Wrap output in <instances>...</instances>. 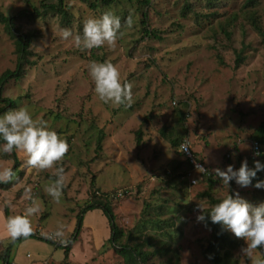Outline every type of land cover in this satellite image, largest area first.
Wrapping results in <instances>:
<instances>
[{"label": "rangeland", "instance_id": "obj_1", "mask_svg": "<svg viewBox=\"0 0 264 264\" xmlns=\"http://www.w3.org/2000/svg\"><path fill=\"white\" fill-rule=\"evenodd\" d=\"M42 1L0 0V15L15 17L16 32L31 36L32 63L23 67L21 78L8 81L1 97L14 100L13 108H28L66 140L68 150L57 162L64 169L62 196L56 202L44 191L54 168L27 166L24 153L15 149L19 167L9 187L0 188V264L8 247L12 264H125L107 245L108 232L101 231L94 215L98 211L84 215L66 261L62 246L68 244L48 235L63 224L65 238L71 237L92 186L113 194L115 224L126 235L131 233L139 242L152 236L151 243L163 249L153 264H209L203 250L210 231L195 218L197 204L206 209L210 198L220 199L233 190L253 204L264 200V191L233 181L227 188L212 170L227 164L237 167L244 159L250 167L253 160L263 162L252 159L250 137L264 119V48L245 12H254L264 27V0L246 11L245 0H150L138 8L146 13L144 26L161 39L144 35L134 4H96L92 10L89 3L94 0H64L69 15L65 24L57 12L33 19L34 9L43 10ZM186 4L191 11L182 16L180 9ZM107 10L121 21L125 12L132 13L131 25L121 22L113 45L80 49L71 38H60V27L80 33L84 19ZM230 19L234 22L228 25ZM238 55L243 62L235 70ZM16 60L13 39L0 23V75L13 71ZM90 60L116 66L120 79L132 84L130 103L113 105L98 99L87 70ZM169 139L189 142L214 180L212 188L196 171H191L196 184L180 177L188 167ZM261 150L264 153V146ZM13 164L10 153L0 152V169ZM33 202L38 210L29 219L31 233L38 237L12 244L4 209L12 216ZM151 217L160 220L161 230L142 221ZM226 232L242 243L232 251L237 264H253L261 257L259 247L245 253V241Z\"/></svg>", "mask_w": 264, "mask_h": 264}, {"label": "clouds", "instance_id": "obj_2", "mask_svg": "<svg viewBox=\"0 0 264 264\" xmlns=\"http://www.w3.org/2000/svg\"><path fill=\"white\" fill-rule=\"evenodd\" d=\"M125 23L131 25V18H127ZM120 28L121 18L107 10L98 16L84 19L80 33L73 34L67 27H60L58 31L61 39L71 38L75 47L92 49L104 44L113 45ZM87 70L93 91L101 102L113 105L131 102L132 84L120 79L119 71L113 63L108 60H90ZM14 149L24 153L27 166L37 169L54 168L55 178L44 185V191L59 202L62 196L64 169L57 162L68 150L66 140L43 119L34 118L28 108L19 106L0 113V152L11 153ZM181 150L186 151L187 146H182ZM194 166L200 173L208 171L202 164L196 163ZM212 170L227 188L230 186L229 182L233 181L240 187L251 185L257 189H264V177L256 178L258 172L264 171V162L260 160H253L251 167L244 159L241 160L239 167L227 164L223 169L216 167ZM13 178L12 168L0 169V183H6ZM25 192L30 194L31 188L26 186ZM9 203L5 201V205ZM196 207L199 209L195 217L197 221H205L207 216L213 224H219L223 230L242 238L246 247L241 251L247 253L249 249H257L259 246L262 254L253 261V264H264V200L253 204L233 190L231 194L227 192L218 202L211 204L207 211L199 204ZM37 210L33 202L22 213L5 218L4 227L11 240L31 234L32 225L29 217ZM63 229L64 225L60 224L48 235L50 238H56L59 244L67 245L70 241L65 238Z\"/></svg>", "mask_w": 264, "mask_h": 264}, {"label": "trees", "instance_id": "obj_3", "mask_svg": "<svg viewBox=\"0 0 264 264\" xmlns=\"http://www.w3.org/2000/svg\"><path fill=\"white\" fill-rule=\"evenodd\" d=\"M49 1L50 0H43L41 4L43 10L39 11L34 9V12L32 13L31 17L35 19L45 16L49 12H57L60 14L61 17L60 19L62 23L66 24V22H68L69 15L67 14V11L64 7V0H56V3H50ZM81 1L83 3H86L87 1H91V0H81ZM121 1L126 2L130 5L134 4L137 6L135 9H138L140 11V18H141L140 23L144 26L146 13L142 11V8H138V7L148 6L150 4V0H94V2L89 3V8L95 10L97 8L96 4H100V6L103 7H110L112 5H115L117 2H121ZM258 3H259L258 0H245L243 9L246 11L249 8L256 7ZM190 11H191V6H189L188 4L184 5L180 9L182 16H185L186 13ZM245 13H246L245 16L247 18V24L254 30L255 33H257V35L260 38V43L264 48V27H262L261 24L257 21L254 12L247 10ZM131 15H132L131 12L124 13V19L123 21H121L122 25L126 24L125 21L127 18L130 17L132 20ZM233 22L234 20L230 19L228 25H230V23L232 24ZM0 23L3 24L5 28V32L9 35V37L13 39L15 46V53L17 55L15 69L13 71H6L0 75V103L5 104V106L0 108V113H3L4 111H6V109H11L15 106L14 100L3 99L1 97L4 86L11 79L18 80L19 78H21L24 74L23 67L27 64L30 65L32 63L29 61V54H30L29 44H30L31 36H29L28 34L20 35L16 32L17 30L14 28L15 17H6L0 15ZM222 31L224 34L228 35L227 32H225L224 30ZM143 33L146 37L161 39V36L159 34L157 35L155 30L148 29L145 26L143 28ZM242 62H243L242 56L238 55L235 59L234 69L237 70L242 64ZM180 121L182 122L185 121L183 113H180ZM160 135L162 136V138L163 137L167 138V135L165 136L163 135V133ZM138 136H140L139 133ZM250 139L252 143L256 142L259 145V154L257 157L262 158L264 162V153L261 150V148L264 146V119L254 130ZM169 140L171 146L176 149L178 148L181 142L180 139H169ZM137 143H140L139 138L137 139ZM99 147L100 146H98V148ZM178 154L182 156L180 152H178ZM10 159L14 162L12 169L13 171H15L19 167V162L16 158L15 149L13 150V152L10 153ZM182 161L184 162L183 164H185L188 167V169L184 171L180 177L181 178L186 177L188 179L187 175L191 171H193V167L188 163L186 159ZM198 161L200 160L198 159ZM237 167H239V165ZM200 176L207 177V182H208L207 185L209 189L212 188V186L215 184L214 180H212L208 172L204 174H200ZM50 177L52 179L55 178L54 176H50ZM260 177H264V171L257 173L256 178H260ZM187 181L189 182V180ZM10 184H11V180L6 183H0V188L7 189V187H9ZM189 184L191 183L189 182ZM247 187H250L257 191H264V189H257L252 187L251 185ZM89 190L90 191L88 193L89 194L88 201L85 202L84 207L80 208L79 212L76 215V226L71 237L68 239L70 243H68V246H62L64 253V261L67 260V257L70 252V246L76 240L80 232L84 215L89 211L99 210L108 222L107 228L109 231V235L107 238V245L111 248L110 250H112L117 256L122 258L125 264H148V263L153 264L152 260L157 254H160L163 249L157 247V244L155 242L151 243L152 236H149L148 238L144 239L142 242H139L134 236H132L131 233L126 235V233L115 224V214L111 204V201L113 199V194L108 191L103 192L101 189L100 191L96 190V188H93V186L90 187ZM229 194H231V192H229ZM218 200L219 199L210 198L209 203L211 205L218 202ZM207 209L208 208L204 210L207 211ZM4 215L5 217H8V212L6 209H4ZM167 220L169 219H165L166 224H168ZM142 221H146L147 223H149L150 228L153 227L151 229L161 230L159 226L160 220L157 219L156 217L155 218L151 217L148 220L142 219ZM201 223L204 228L210 231V239L207 243L206 248H204L203 250V255L208 260L209 264H237V260L233 258L232 251L236 250L238 247H241L242 245L241 241L231 237L226 232V230H223L220 227L219 224H213L210 220L207 219V216L205 217V221H201ZM37 237L38 236L36 234L31 233L27 237L20 236L15 240H11V243L14 244L16 242H21L25 239L37 238ZM143 248L146 249L144 250ZM9 249L10 248L8 247V249L4 251L2 264H12L10 258H8Z\"/></svg>", "mask_w": 264, "mask_h": 264}, {"label": "built area", "instance_id": "obj_4", "mask_svg": "<svg viewBox=\"0 0 264 264\" xmlns=\"http://www.w3.org/2000/svg\"><path fill=\"white\" fill-rule=\"evenodd\" d=\"M185 145L187 146V150L186 151L181 150L182 146H185ZM251 146H252L251 147V156H252V159H255V158H257L258 155H254V153H259V145L256 142H254V143H252ZM177 150H178V152H180L182 154V157L184 159H186L188 161V163L193 167V171L198 172L199 175L204 174V173H200L198 170H196V168L194 166L196 163L201 164V162L198 161V159L195 157V155L191 151L188 141L184 140V141L180 142ZM187 176H188L189 182L192 185L196 184V179L192 176L191 172ZM117 196L121 197L122 195H121V193H118Z\"/></svg>", "mask_w": 264, "mask_h": 264}, {"label": "crops", "instance_id": "obj_5", "mask_svg": "<svg viewBox=\"0 0 264 264\" xmlns=\"http://www.w3.org/2000/svg\"><path fill=\"white\" fill-rule=\"evenodd\" d=\"M94 211H98V212H94V213H96V214H94V215H96V217H97V219H98V223L100 224V229H101V231L103 232V233H105V231L106 232H108V235H109V231H108V228H107V224L105 223V221L103 220V218H102V213L99 211V210H94ZM91 212V211H90ZM98 213V214H97ZM96 222V223H97ZM97 223V224H98ZM8 236V235H7ZM100 242H101V240H100Z\"/></svg>", "mask_w": 264, "mask_h": 264}]
</instances>
